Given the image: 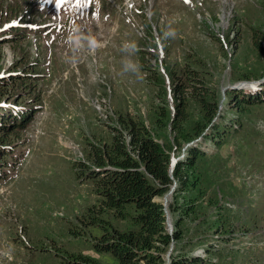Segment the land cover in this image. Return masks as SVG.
I'll return each instance as SVG.
<instances>
[{
    "label": "rangeland",
    "instance_id": "rangeland-1",
    "mask_svg": "<svg viewBox=\"0 0 264 264\" xmlns=\"http://www.w3.org/2000/svg\"><path fill=\"white\" fill-rule=\"evenodd\" d=\"M113 2L0 0V74L27 69L38 79L0 99L18 114L32 103L24 127L0 131V264H116L93 249L102 228L80 221L99 201L84 175L87 154L111 144L121 117L142 121L161 143L172 139L153 123H168L177 105L184 123L206 122L208 110L210 123L236 130L219 146L202 136L182 142L175 156L198 147L210 177L169 253L264 264V104L248 98L264 93V0H151L149 17L142 1L141 14L128 16L124 0ZM173 192L155 200L167 204ZM216 197L218 207L206 208Z\"/></svg>",
    "mask_w": 264,
    "mask_h": 264
},
{
    "label": "trees",
    "instance_id": "trees-1",
    "mask_svg": "<svg viewBox=\"0 0 264 264\" xmlns=\"http://www.w3.org/2000/svg\"><path fill=\"white\" fill-rule=\"evenodd\" d=\"M256 48L260 49L257 45ZM26 71L27 69L23 70V75L20 71L18 74L9 72L6 77L0 79V99L4 98V90L9 86H15L17 83L23 86L35 85L37 76L28 75ZM260 94L263 96L257 97ZM248 98L254 99L253 104H264V93L259 91ZM239 102L248 104L244 103L243 99ZM31 106V102L25 104V109L22 107L23 111L18 114L19 110L14 111L10 106L0 105V131L6 127L10 134L17 123L24 127L28 122ZM177 107L178 105L174 116L169 111L163 116L168 123H153L158 129L165 128L168 134L173 133L172 139L164 137L161 143L158 141L161 135L153 133L142 121L121 117L119 129L115 128L116 133L111 144L93 147L87 154V160L91 163L85 168L84 175L93 181L94 192L99 201L96 207L88 209L80 221L102 228V235L94 238L92 242L93 249L98 253L111 255L116 264H164L165 258L166 264H206V260L199 256L174 254L173 250L169 253L173 244L183 240L185 221L196 213L193 211L196 208L194 201L202 196L203 186L207 188L210 177L202 172L201 165L205 164L206 156L198 147L192 145L182 158L175 155L180 151L182 142L189 143L199 136H202L203 140L210 139L219 146L224 142L221 140H227L224 137L236 130V124L225 127L221 123H210L214 112L209 114L208 110H205L203 115L206 122L184 123L187 119L186 111H177ZM208 129H211L212 133L202 135ZM5 136L7 135L0 137V145ZM172 187V200L166 204L167 214L172 218L170 232L163 203L155 199L169 193ZM216 192L213 191L214 196ZM179 199H182L181 203ZM218 201L217 197L214 203L210 199L207 200L210 206L206 208H217ZM103 214L112 215L121 221L128 219L129 229L119 230L109 223L106 227L102 224L104 221L98 218ZM223 222L225 221H218L217 226L220 227ZM206 251L208 254L209 249L206 248ZM93 261L94 264H99L96 260ZM80 263L75 261V264Z\"/></svg>",
    "mask_w": 264,
    "mask_h": 264
},
{
    "label": "water",
    "instance_id": "water-1",
    "mask_svg": "<svg viewBox=\"0 0 264 264\" xmlns=\"http://www.w3.org/2000/svg\"><path fill=\"white\" fill-rule=\"evenodd\" d=\"M172 190H173V187H172ZM163 207L165 209V212H166V217H167V221H168V216H167V211H166V200L165 202L163 203ZM168 223V222H167ZM169 224V223H168Z\"/></svg>",
    "mask_w": 264,
    "mask_h": 264
},
{
    "label": "snow or ice",
    "instance_id": "snow-or-ice-1",
    "mask_svg": "<svg viewBox=\"0 0 264 264\" xmlns=\"http://www.w3.org/2000/svg\"><path fill=\"white\" fill-rule=\"evenodd\" d=\"M185 2L187 3V2H189V0H185Z\"/></svg>",
    "mask_w": 264,
    "mask_h": 264
},
{
    "label": "bare ground",
    "instance_id": "bare-ground-1",
    "mask_svg": "<svg viewBox=\"0 0 264 264\" xmlns=\"http://www.w3.org/2000/svg\"><path fill=\"white\" fill-rule=\"evenodd\" d=\"M224 0H222V2H223ZM106 102V101H105ZM100 107V106H99Z\"/></svg>",
    "mask_w": 264,
    "mask_h": 264
}]
</instances>
